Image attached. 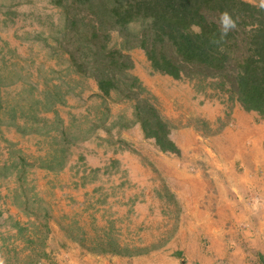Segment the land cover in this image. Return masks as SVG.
Wrapping results in <instances>:
<instances>
[{
    "label": "rangeland",
    "instance_id": "rangeland-1",
    "mask_svg": "<svg viewBox=\"0 0 264 264\" xmlns=\"http://www.w3.org/2000/svg\"><path fill=\"white\" fill-rule=\"evenodd\" d=\"M60 18L61 11L50 0H0V258L5 264H57L70 260L72 248L130 259L149 250L166 251L180 227L192 221L179 204L178 192L191 197L198 188L179 180L168 161L200 172L208 185L200 205L206 206L216 188L213 175L224 172L215 166L216 160L221 154L231 161L233 135L264 136L256 129L264 126V116L246 112L224 97L206 96L188 81L155 72L144 52L134 48L128 53L134 62L132 75L155 100L178 153L162 152L153 138L145 137L132 102L117 95L100 97L94 79L74 75L78 84L57 112L79 140L67 142L61 167L46 169V154L64 144L50 139L45 130L24 134L8 116L11 108L18 115L28 110L30 93L23 84L38 94L46 80L58 84L66 76V54L57 45L62 39ZM118 41L113 34V43ZM31 84H35L32 91ZM60 131L50 129L52 135ZM19 155L26 161H19ZM14 162L18 165L11 168ZM245 169L243 162L234 163V172ZM229 191L239 202V191ZM245 199L246 204L264 209V188H248ZM218 200L219 193L212 206ZM243 205L235 211L236 221L211 211V218L223 223L225 234L235 238L225 246L228 254L249 255L256 250L250 242L262 235L240 219ZM223 208L227 210V205ZM258 218L252 216L251 221ZM202 243L208 246L206 239ZM262 254L264 245L261 252H254V264H264ZM73 256L85 259L79 253ZM171 256L180 264L186 261L181 252Z\"/></svg>",
    "mask_w": 264,
    "mask_h": 264
},
{
    "label": "trees",
    "instance_id": "trees-1",
    "mask_svg": "<svg viewBox=\"0 0 264 264\" xmlns=\"http://www.w3.org/2000/svg\"><path fill=\"white\" fill-rule=\"evenodd\" d=\"M50 2L61 11L58 33L62 39L57 45L66 54V76L58 84L46 80L38 94L23 84L30 93L28 110L18 115L11 108L8 116L24 134L45 130L50 139L64 144L61 150L46 154V169L61 167L65 145L79 140L57 112L78 84L74 75L94 79L100 97L117 95L132 102L135 121L145 137L153 138L162 152L178 153L155 100H150V93L132 75L134 62L128 53L134 48L144 52L155 72L188 81L206 96L224 97L246 112L264 116V10L258 4L246 0ZM224 10L237 19V29L213 44L210 37L219 35L216 18ZM113 34L119 39L116 43ZM34 87L31 84V91ZM47 114L53 115L52 120L43 117ZM19 119L24 120L22 125L16 122ZM53 128L61 131L52 135ZM17 158L26 161L20 155ZM16 165L14 162L11 168Z\"/></svg>",
    "mask_w": 264,
    "mask_h": 264
},
{
    "label": "bare ground",
    "instance_id": "bare-ground-1",
    "mask_svg": "<svg viewBox=\"0 0 264 264\" xmlns=\"http://www.w3.org/2000/svg\"><path fill=\"white\" fill-rule=\"evenodd\" d=\"M256 129L264 133L263 126ZM230 144L232 146L231 161H226L220 154V158L215 162V166L224 172L221 175H213L216 188L214 191H210L206 206L200 205V199L202 200V197L208 191V185L202 179L200 172L191 173L187 165L178 167L174 162L168 161V166L173 168L174 175L179 180L198 188L194 189V194L191 197L185 191L180 190L178 192L179 204L185 209V216L192 218V221H189V224L187 223L185 227H180L174 235L173 243L168 246L166 251L158 249L159 251L148 254L149 250L147 255L144 254L130 260L87 257L82 261L80 256H71L68 262L59 261L57 264H180L176 258L169 256L172 252H181L186 260L185 262L183 260L184 264H254V252L256 250L261 252L264 245V209L246 204L245 196L248 188H264V170L260 172L264 165V136L255 132L237 133L233 135ZM190 147V143L185 145L186 149ZM238 161L246 165V169L242 173L233 170L234 163ZM224 182L226 186L223 185ZM229 188H236L239 191V202L232 198ZM218 193L221 200H218L212 206ZM225 204L227 210L223 208ZM242 204H244V210L242 215L239 216L240 219L247 223L249 230L258 229L262 235L250 242L251 247L256 250L254 252L249 251V255L241 256V252L232 255L224 250L229 241L235 238L233 235L225 234L223 223L213 220L211 211L217 212L220 218H234L236 221L235 211ZM257 214L259 218L254 223L251 218L257 216ZM203 239L208 241L207 247L202 243Z\"/></svg>",
    "mask_w": 264,
    "mask_h": 264
},
{
    "label": "clouds",
    "instance_id": "clouds-1",
    "mask_svg": "<svg viewBox=\"0 0 264 264\" xmlns=\"http://www.w3.org/2000/svg\"><path fill=\"white\" fill-rule=\"evenodd\" d=\"M260 9L264 10V0H260L259 3ZM216 23L218 24V37L213 34L210 37V42L213 44H219L225 40L228 36L229 32L235 31L237 29V19L227 10H224L219 13L218 17L216 18ZM0 264H5L3 258H0Z\"/></svg>",
    "mask_w": 264,
    "mask_h": 264
},
{
    "label": "crops",
    "instance_id": "crops-1",
    "mask_svg": "<svg viewBox=\"0 0 264 264\" xmlns=\"http://www.w3.org/2000/svg\"><path fill=\"white\" fill-rule=\"evenodd\" d=\"M244 110V109H243ZM245 111V110H244ZM264 127V126H263ZM46 188H54V187H52V186H47ZM10 213L11 214H13L14 216H16L17 215V212H16V210L14 209V208H11V211H10ZM158 249H154V250H152V251H150L148 254H150L151 252H155V251H157ZM159 250H162L163 251V248H161V249H159ZM158 250V251H159ZM69 253V255H70V258H71V256H73V254H75V253H79L83 258H87V257H89V256H91V257H94V258H105V259H111V258H122V257H120V256H118V255H115L114 253L112 254H93V253H91V252H88V251H85L84 249H81V248H72V249H69V251H68ZM173 253V252H172ZM172 253H170L169 254V256H171L172 255ZM147 255V254H146ZM262 255H264V254H262ZM138 257H141V256H138ZM135 258V257H134ZM137 258V257H136ZM124 259H129L130 260V258H124ZM133 259V258H132Z\"/></svg>",
    "mask_w": 264,
    "mask_h": 264
}]
</instances>
